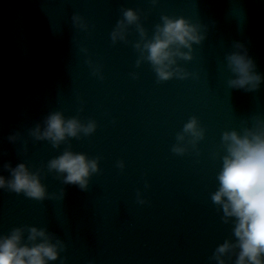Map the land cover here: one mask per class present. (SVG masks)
I'll list each match as a JSON object with an SVG mask.
<instances>
[{"label": "water", "instance_id": "obj_1", "mask_svg": "<svg viewBox=\"0 0 264 264\" xmlns=\"http://www.w3.org/2000/svg\"><path fill=\"white\" fill-rule=\"evenodd\" d=\"M164 17L202 37L175 58L185 78L161 81L147 59ZM233 54L253 61L257 89L230 85ZM57 113L95 131L37 139ZM232 132L264 133V0H0V176L24 164L46 190L0 189V238L20 229L31 247L29 230L44 231L48 264H236L235 219L212 200ZM65 152L97 162L86 189L49 169Z\"/></svg>", "mask_w": 264, "mask_h": 264}, {"label": "clouds", "instance_id": "obj_2", "mask_svg": "<svg viewBox=\"0 0 264 264\" xmlns=\"http://www.w3.org/2000/svg\"><path fill=\"white\" fill-rule=\"evenodd\" d=\"M124 18L129 25L138 20L132 10L125 11ZM163 21L155 38L144 45L148 53L147 59L161 81L173 76L185 78L182 70L173 68L175 58L190 60L191 56L180 49H191L192 43H200L202 37L183 18L173 20L164 17ZM123 29L124 23L121 22L112 34L113 41L124 39ZM228 61L237 77L230 81L233 88L255 90L259 87L262 77L254 73V63L250 58L233 54L228 57ZM95 127L94 122L83 126L75 119L65 121L57 113L47 118L46 129L42 134L37 128L34 135L37 139L51 140L55 146L66 137H76L81 131L86 135L91 134ZM184 131L195 139L203 135L195 118L186 124ZM178 139L182 141L184 137L180 136ZM223 140L227 145V155L223 158V167L218 176L220 186L212 200L222 206L226 218L235 219L234 235L237 238L236 247L240 249L236 264H264V133H249L243 137L235 132L226 133ZM173 151L182 154L184 149L175 147ZM120 166L123 167L122 164ZM49 169L63 174L66 184L84 190L90 175L97 171V162L88 160L83 154L65 152L49 163ZM11 176V180L0 176V189L7 188L36 200L46 198V190L39 177L30 173L24 164L11 169ZM29 231L28 240L33 242L31 247L23 243V232L20 229L14 230L10 236L0 238V264H48L49 261L58 259L57 248L49 242L44 231L36 228ZM38 239L43 242L35 243ZM231 247L232 245L225 243L217 251L222 255ZM219 264H224V261L220 260Z\"/></svg>", "mask_w": 264, "mask_h": 264}]
</instances>
